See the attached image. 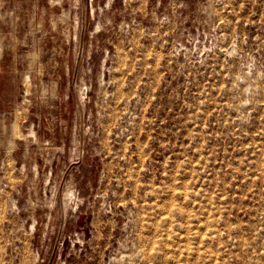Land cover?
I'll return each instance as SVG.
<instances>
[{
    "label": "rangeland",
    "instance_id": "374dc122",
    "mask_svg": "<svg viewBox=\"0 0 264 264\" xmlns=\"http://www.w3.org/2000/svg\"><path fill=\"white\" fill-rule=\"evenodd\" d=\"M0 264H264V0H0Z\"/></svg>",
    "mask_w": 264,
    "mask_h": 264
}]
</instances>
